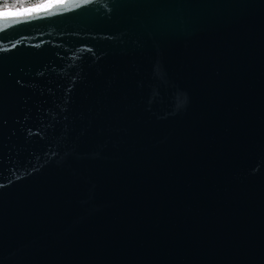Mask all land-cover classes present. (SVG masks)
I'll return each mask as SVG.
<instances>
[{
	"label": "water",
	"instance_id": "95a60500",
	"mask_svg": "<svg viewBox=\"0 0 264 264\" xmlns=\"http://www.w3.org/2000/svg\"><path fill=\"white\" fill-rule=\"evenodd\" d=\"M0 264H264V0L0 9Z\"/></svg>",
	"mask_w": 264,
	"mask_h": 264
},
{
	"label": "trees",
	"instance_id": "16d2710c",
	"mask_svg": "<svg viewBox=\"0 0 264 264\" xmlns=\"http://www.w3.org/2000/svg\"><path fill=\"white\" fill-rule=\"evenodd\" d=\"M44 0H0V9L22 8L43 2Z\"/></svg>",
	"mask_w": 264,
	"mask_h": 264
},
{
	"label": "snow or ice",
	"instance_id": "6c2138e0",
	"mask_svg": "<svg viewBox=\"0 0 264 264\" xmlns=\"http://www.w3.org/2000/svg\"><path fill=\"white\" fill-rule=\"evenodd\" d=\"M54 2H56V3H64V2H66V0H54ZM84 2L87 3L88 0H84Z\"/></svg>",
	"mask_w": 264,
	"mask_h": 264
}]
</instances>
